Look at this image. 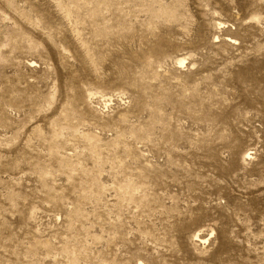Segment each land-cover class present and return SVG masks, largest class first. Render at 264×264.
I'll return each mask as SVG.
<instances>
[{"label": "rangeland", "instance_id": "374dc122", "mask_svg": "<svg viewBox=\"0 0 264 264\" xmlns=\"http://www.w3.org/2000/svg\"><path fill=\"white\" fill-rule=\"evenodd\" d=\"M0 264H264V0H0Z\"/></svg>", "mask_w": 264, "mask_h": 264}, {"label": "bare ground", "instance_id": "6f19581e", "mask_svg": "<svg viewBox=\"0 0 264 264\" xmlns=\"http://www.w3.org/2000/svg\"><path fill=\"white\" fill-rule=\"evenodd\" d=\"M180 63H183V60H182V61H180Z\"/></svg>", "mask_w": 264, "mask_h": 264}]
</instances>
